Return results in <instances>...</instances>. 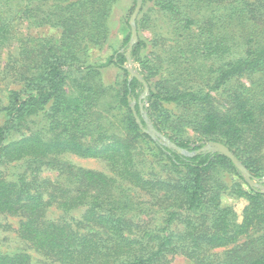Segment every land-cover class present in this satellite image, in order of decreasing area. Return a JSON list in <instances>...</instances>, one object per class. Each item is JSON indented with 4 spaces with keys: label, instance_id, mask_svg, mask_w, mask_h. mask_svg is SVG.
<instances>
[{
    "label": "trees",
    "instance_id": "16d2710c",
    "mask_svg": "<svg viewBox=\"0 0 264 264\" xmlns=\"http://www.w3.org/2000/svg\"><path fill=\"white\" fill-rule=\"evenodd\" d=\"M118 1L0 0V217H20L22 244L49 264H264V192L227 157L184 156L138 126L129 100L140 116L144 87L125 69ZM143 5L131 58L155 128L189 152L224 144L262 181L264 0ZM225 198L246 202L241 217Z\"/></svg>",
    "mask_w": 264,
    "mask_h": 264
},
{
    "label": "rangeland",
    "instance_id": "374dc122",
    "mask_svg": "<svg viewBox=\"0 0 264 264\" xmlns=\"http://www.w3.org/2000/svg\"><path fill=\"white\" fill-rule=\"evenodd\" d=\"M134 6H135V0H119L118 1V6L116 8L115 17H114L117 23L115 27L117 31L119 30V23L121 19H122V22L123 21L126 22L127 19L130 21L133 15V12H134V11L132 12V9ZM143 8L144 7H142L140 15L137 19L139 21H141L144 18V16L146 15L148 16L150 13V11L148 10V7L144 11H143ZM163 19L165 18L159 19L157 21V24L161 26V24H163V22L165 21ZM26 26L27 25H24L20 29L22 30L24 34L28 35L29 37L46 36V35H50V32H51L48 28H45V29H33V28L31 29L30 28V30H28V26L27 27ZM122 34L124 36L125 32ZM123 36L120 35L118 38L123 40ZM141 36L149 39L151 38V32L148 30L144 32L142 31ZM136 67L139 72L138 65H136ZM106 74L111 79L115 80L118 75H122V72L119 70V68L113 66L111 69L107 71ZM148 106L149 105L147 103V107ZM110 115L112 114L105 113L106 118H110ZM2 124H3V117L0 116V125ZM115 124L118 125V122ZM75 161L78 165L82 167L91 168V169H95L99 171L103 170L102 166L95 161H91L88 159L87 160L86 159H75ZM43 176L49 179H55L58 176V173L54 171H45L43 173ZM223 203L225 205L232 206L237 212L239 217H241L242 211L244 207L246 206V202L244 200H235L231 198H225ZM53 217H56V216L53 215ZM20 221H21L20 217H15V216H10V217L3 216L2 218L0 217V252L16 253V252H19V250H22V252L27 250V252L32 256L31 264H49L42 257H40L35 252L30 250L27 246L22 244L17 234V231L20 227ZM172 264H192V263L186 260L185 258L178 256L173 260Z\"/></svg>",
    "mask_w": 264,
    "mask_h": 264
},
{
    "label": "water",
    "instance_id": "95a60500",
    "mask_svg": "<svg viewBox=\"0 0 264 264\" xmlns=\"http://www.w3.org/2000/svg\"><path fill=\"white\" fill-rule=\"evenodd\" d=\"M144 0H136V7L133 12V15L129 21L131 27V40L128 46L127 58L128 62L125 66V69L129 72L131 78H136L144 87V92L139 98V108H140V116L136 110L137 101L135 99H130L131 109L134 115V118L142 130L143 133L150 136L155 142L159 143L162 146H165L169 149L177 151L178 153L187 156V157H195L201 154H220L228 159L234 164L235 168L238 172L244 177L245 181L253 188L259 189L264 192V179L262 181L255 179L249 170L243 165V163L233 154L230 149L224 144L218 142H208L204 144L201 148L194 152H189L188 150L182 149L178 147L175 143H173L169 138H167L164 134L159 132L152 121L149 118L147 108V100L150 95V88L148 83L144 80V78L139 74L136 64L131 58V53L133 47L138 43V29H137V19L140 15V12L143 7Z\"/></svg>",
    "mask_w": 264,
    "mask_h": 264
}]
</instances>
